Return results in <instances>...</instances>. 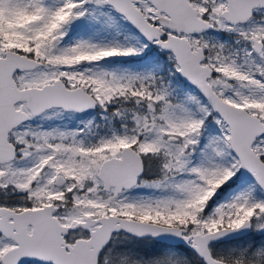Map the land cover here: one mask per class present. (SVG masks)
Masks as SVG:
<instances>
[{
  "label": "snow or ice",
  "instance_id": "obj_1",
  "mask_svg": "<svg viewBox=\"0 0 264 264\" xmlns=\"http://www.w3.org/2000/svg\"><path fill=\"white\" fill-rule=\"evenodd\" d=\"M0 264H264V0H0Z\"/></svg>",
  "mask_w": 264,
  "mask_h": 264
}]
</instances>
